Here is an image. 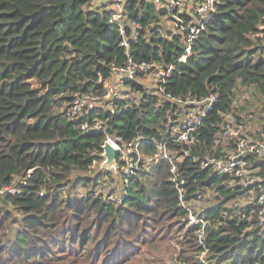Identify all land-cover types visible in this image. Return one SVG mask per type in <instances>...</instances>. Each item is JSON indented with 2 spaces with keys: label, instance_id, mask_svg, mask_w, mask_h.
<instances>
[{
  "label": "trees",
  "instance_id": "obj_1",
  "mask_svg": "<svg viewBox=\"0 0 264 264\" xmlns=\"http://www.w3.org/2000/svg\"><path fill=\"white\" fill-rule=\"evenodd\" d=\"M92 1L0 0V190L18 189L0 198V264H83L82 259L87 263L99 256L103 264L158 263L167 239L179 246L177 258L192 264H200L197 255L203 250L209 264H264L261 207L256 201L230 205L244 191L232 187L230 175L201 166L206 157L222 155L223 141L216 145L215 133L226 116L264 131V105L259 109L246 97L264 99V0H216L215 13L186 62L178 61L184 52L180 37L160 39L149 30L164 15L156 6L145 0L125 4L128 35L133 23L143 27L138 42L131 44L135 62L174 64L167 89L175 96L219 97L198 132L192 156L177 163L186 200L209 190L217 193L202 211L191 209L208 221L202 247L199 226L184 231L188 211L171 182L168 160L132 176L122 208L90 193L81 199L60 195L66 185H95L111 176L108 171L90 178L81 174L102 151L106 134L84 133L80 124L87 118L74 121L62 111L75 93L103 95L113 65L128 62L114 9L93 7ZM134 87L145 93L139 105L99 117L111 136H144L143 153L152 156L155 143L169 138L176 107L142 84ZM253 161L264 186V160ZM262 195L258 189L257 196ZM10 207L21 217H14ZM142 246L152 259L136 256Z\"/></svg>",
  "mask_w": 264,
  "mask_h": 264
},
{
  "label": "built area",
  "instance_id": "obj_2",
  "mask_svg": "<svg viewBox=\"0 0 264 264\" xmlns=\"http://www.w3.org/2000/svg\"><path fill=\"white\" fill-rule=\"evenodd\" d=\"M129 0H117L121 5V10H115L114 22L120 26L122 35L121 45L126 48L128 62L125 65H113L112 76L104 82V93L73 95V100L67 103L62 111L74 121L81 120L80 129L84 133L92 131H102L118 151V159L121 165L130 159L134 161H154L168 160L171 165V182L179 194V199L188 211L186 221H190L192 226H199L198 242L199 247L204 245L205 232L208 221L199 214H194L192 208L203 210L209 199L215 198L217 193L209 190L203 197L200 194L195 200H186L187 190L185 189V178L179 173L177 163L184 162L186 157H191L193 147L198 144V132L204 124V119L213 110L214 105L219 101L218 95L195 98L191 96H175L168 91V82L175 68L174 64L163 67L156 63L135 62L131 56V44L137 43L140 37L139 31L143 27L139 23H133V32L128 35L124 25V8ZM147 3L157 7L163 13L162 20L158 22L156 28L149 29L155 31L160 39L174 40L180 37L183 41L184 52L178 58L179 62H186L192 54V46L201 32L206 29V25L215 13L216 0H145ZM113 0H93V7L108 6ZM116 5V3H115ZM108 8V7H107ZM112 9V8H109ZM154 27V25L152 26ZM147 38V36H145ZM140 77L150 78L151 83L142 84ZM142 84L147 88V92L159 97L161 102H169L175 106L174 116L170 119L169 138L163 142H156V153L152 156H145L142 149L144 136H137L133 139H125L121 136H111L107 133L105 122L99 117L100 113L105 112L111 115H118L123 111L132 109L139 105L145 97V93L137 90L134 84ZM221 115V114H220ZM222 128L215 133V144L223 141L222 155L219 157H206L201 162L203 168L214 169L218 174L230 175L233 178L232 187L244 191L246 196H256V203L261 207L258 215L261 224H264V195L258 197V189L264 190L262 179L258 175L259 168L254 165V161L264 160V131L257 133L252 131L249 124L243 119H236L230 115L226 116L221 125ZM172 145L180 149H173ZM103 151L98 152L102 154ZM96 153V152H95ZM194 161H200L194 157ZM131 174H126L129 181ZM127 185V187L129 186ZM15 186H9L0 190V198L6 193L17 194ZM43 194V193H42ZM126 196H124L125 199ZM195 202V203H194ZM236 202V201H235ZM239 204L236 202L235 206ZM255 205V202L245 206ZM200 212V211H199ZM191 226V227H192ZM207 250L199 252L197 255L200 264H209ZM164 264H192L178 259H170Z\"/></svg>",
  "mask_w": 264,
  "mask_h": 264
},
{
  "label": "rangeland",
  "instance_id": "obj_3",
  "mask_svg": "<svg viewBox=\"0 0 264 264\" xmlns=\"http://www.w3.org/2000/svg\"><path fill=\"white\" fill-rule=\"evenodd\" d=\"M114 2H112L111 4H109L107 7L108 8H112L115 10L120 11L121 10V5L117 4V0H113ZM116 3V5H115ZM140 83L142 84H146L148 85L149 83H151V79L150 78H144V77H140L139 78ZM38 84L35 83V86H37ZM247 100L248 102H251L255 107H258L259 109L262 108V106L264 105V99L263 96H252L251 94H246ZM245 99L242 100V103H244ZM249 127L251 129V127L253 129H256V126H252L251 124H249ZM96 156L97 158L95 159V161L93 162V164L89 167V169L87 171H80L81 174H83L84 177H94L96 176V174H98L100 171H106L105 169L103 170L101 168L103 162H104V158L102 157V154L98 153L96 151ZM147 156V155H145ZM149 156V155H148ZM154 162V161H152ZM152 162L146 160V161H134L132 162L130 159H128V161L125 163V165H121L119 163V159L117 157L116 159V165L115 167L110 171L111 176H107V177H103L101 178L95 185L94 183H89V185L85 186V185H78L77 188H72L69 185H66L63 187L60 195L63 199L68 198H78L81 199L84 196H87L89 193L94 196L95 198H99L101 200H103L106 203L112 204L116 209L117 208H122L125 205V201H124V196L128 195V187L127 185H129V181L126 179V174H131V176L135 177L138 176L141 172L143 171H149L147 169V167H150L149 165L152 164ZM154 165V163H153ZM153 167V166H152ZM151 167V168H152ZM262 179V178H261ZM18 182V180H17ZM210 202H214V198L209 199ZM256 200V196H246L245 194L241 197H239L236 202L239 205H247L248 203L251 202H255ZM235 201H232L230 203V205H235L236 204ZM195 203V202H194ZM10 210L13 213L14 217L20 218L21 214L18 210L12 209L10 207ZM183 223H185V228L184 231L187 230L192 226V224L190 223V221H186L183 220ZM103 235H101V239L103 238ZM168 241V244H165V246L163 247L162 251L163 253H161V257L163 258V260L159 261L158 263H148V264H163L165 261H169L170 259H174L175 257H177V254L180 252V248L179 246L176 244V242L174 240L169 241L168 239L166 240V242ZM171 245V251H166L168 249V247H170ZM112 245H110L111 247ZM147 246V245H146ZM146 246H142V253L138 252V254H136L137 257L139 258H144V259H152L150 258L149 254H147V247ZM169 252V253H168ZM85 254V252L83 253ZM172 255V257H170ZM103 257V256H102ZM207 260V259H206ZM92 262L95 264H103L102 258L99 256V259H92ZM90 261H87V263L84 262V260L82 259V263L83 264H93ZM142 264H146L143 262H140Z\"/></svg>",
  "mask_w": 264,
  "mask_h": 264
},
{
  "label": "water",
  "instance_id": "obj_4",
  "mask_svg": "<svg viewBox=\"0 0 264 264\" xmlns=\"http://www.w3.org/2000/svg\"><path fill=\"white\" fill-rule=\"evenodd\" d=\"M101 149L103 151L102 157L104 158L101 168L110 172L116 165L118 151L109 140L104 142V144L101 146Z\"/></svg>",
  "mask_w": 264,
  "mask_h": 264
}]
</instances>
